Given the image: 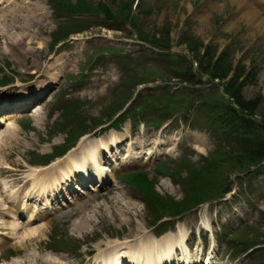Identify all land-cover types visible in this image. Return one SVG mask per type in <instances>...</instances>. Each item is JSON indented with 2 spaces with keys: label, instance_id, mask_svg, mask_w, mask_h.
<instances>
[{
  "label": "rangeland",
  "instance_id": "1",
  "mask_svg": "<svg viewBox=\"0 0 264 264\" xmlns=\"http://www.w3.org/2000/svg\"><path fill=\"white\" fill-rule=\"evenodd\" d=\"M103 1L112 15H103L92 7V0H7L9 5L0 8V14L9 13L6 17L12 22V14L19 12L20 5H25L20 16L25 15L27 22L32 23L29 26L32 40L20 49L21 53L11 47L7 54L0 38V78L13 79L10 85L32 87L47 82V77L43 80L41 75L48 67L57 70L58 75L47 89L49 93L44 94L47 98H40L39 125L24 114L33 105L30 104L13 111V117L24 115L12 121V128L17 131L14 135L11 133L12 140L5 136L8 129L0 127V143L6 146L5 152H0V165L6 162L12 167L0 168V179L7 182L6 193L0 185V201L8 204L7 196H18L30 165L52 167L62 157L54 155L110 120H118L120 130L129 121L134 125L131 131H126L134 143L127 140L118 145L114 160L117 156L123 160L122 153L130 145L137 148L134 154L142 155L135 166L120 169L121 162L116 161L117 167H109L111 186L81 197L76 202L83 201L82 208L77 210V206L72 215L56 219L44 230L42 238L36 240V246L30 244L25 249L18 244L26 232L37 230L38 233V228L28 226L21 218L13 221L9 216L12 213L0 215V220L7 223L0 231L8 232L9 227L17 224L23 237L0 235V245L4 240L8 245L0 255V264H13L14 256L19 264H27L26 256L30 253L61 258L72 264L85 250V247L79 248L84 242L96 240L89 244L96 251L97 243L104 246L116 236L157 234L159 227L154 226L163 222L152 226L153 213L147 200L128 178L119 176L133 168L154 177V192L162 195L180 199L185 184L196 188L193 200L189 201H202L198 207L179 217L167 215L162 220H169L165 224L171 229L212 222L216 238L213 260L217 264H264V161L247 170L248 166L231 158L250 150L249 138H264L259 99L252 107L247 106L250 99L264 97V28H252L246 19L240 18L238 7L231 0H135L132 5L135 9L130 14L132 22L126 20L128 11L124 9L132 0ZM69 8L85 14L69 12ZM90 10L98 13L89 15ZM201 19H205V24ZM58 22H63L59 31L55 30ZM24 32L17 29L14 37ZM60 34L70 38L51 46ZM104 34L114 40L101 37ZM72 37H80L75 40L82 45ZM216 57L218 64L216 61L210 68ZM193 59L199 63V72L189 80L185 74ZM142 63L144 67L138 65ZM3 64L11 71L9 75H3ZM30 74L34 75L29 77ZM235 74L240 103L232 97L222 100L217 90L222 84L233 95L235 86L230 87V80ZM82 87L83 93L79 94L75 88ZM246 107L259 114L254 118L256 124H252L254 128L260 127L262 133L258 137H241L244 136L242 127H237L239 136L220 125L227 126L223 119L229 118L241 126L249 112ZM99 119L104 121L103 125L94 126L93 122ZM26 122L28 125L23 127ZM161 123L168 126L159 130ZM176 135L178 139L173 141ZM84 139L85 142L88 138ZM162 140L170 143L171 150L163 152L165 143L160 145L159 153L154 152L156 143ZM205 155L206 160L202 157ZM46 159L52 160L45 165ZM182 161L185 165L200 161V169H207L197 177L191 172L192 166L180 167ZM153 167H156L155 173ZM181 169L185 172L175 175ZM226 192L230 195L228 198ZM108 201L115 205L114 210L107 207ZM190 238L192 242L193 236ZM202 243L205 247L204 236Z\"/></svg>",
  "mask_w": 264,
  "mask_h": 264
},
{
  "label": "bare ground",
  "instance_id": "2",
  "mask_svg": "<svg viewBox=\"0 0 264 264\" xmlns=\"http://www.w3.org/2000/svg\"><path fill=\"white\" fill-rule=\"evenodd\" d=\"M2 0H0L1 2ZM233 1L238 9V15L240 18H244L247 20L249 25L252 28L262 29L264 28V2L263 0H231ZM5 0H3L2 3H4ZM216 3H214L215 5ZM9 14V13H8ZM6 14V16L8 15ZM3 17L2 19H5V14H1ZM203 15L202 17H204ZM201 17V18H202ZM201 23L205 24V19H201ZM24 24L28 25L27 20H24ZM6 28L12 29L14 27L13 23H6ZM18 25H15L17 27ZM20 27H22V23L20 22ZM29 35V34H27ZM78 42V41H77ZM78 44L82 45V42H78ZM15 47L17 50L21 47L20 44H17L13 46V50H15ZM19 53H21V50H18ZM264 77V75H263ZM36 90V91H32ZM15 93L17 96H24V101L21 102L20 105H14L11 108V111L6 113L9 114L14 110H17L19 108H23L28 106L30 103L37 100L42 92V89L39 87H19ZM35 92V93H34ZM40 103L36 104V106L31 116L35 119L36 124L39 125L40 121V113L42 112V105H39ZM8 108V107H7ZM3 108L1 111L3 112ZM9 121V122H7ZM0 123H5L7 126H10L12 124V121L9 119L6 115H0ZM15 131L12 127L8 130V133L5 134L6 138L12 140L14 137ZM111 135L107 138V134L102 135L99 138H96V140H88L85 142V146L81 148V150L78 151H71L69 155L66 157V161L64 165L56 169L55 166L58 165V162H61L59 160L58 162H55L52 164L54 167L51 169H48L45 172L54 174L48 180V177H45V174L39 176L37 171H33V178L35 179L38 175L37 179L35 181H32L30 185L27 186V188L23 191L24 186L19 189L18 196L22 194V199L18 196H8L12 197L15 201L16 205L20 208V211L23 212V214L28 215V219H31L33 217V211L29 212L31 204H28V200L34 199L37 200H44L43 205H50V201L48 198L49 193H52L55 189H58L60 185L68 184V180H74L77 181L80 178L88 180V182L91 181H103L104 179H107L108 176L106 174V170H108V167L106 166L108 164L107 159L111 158L113 160V157L117 155V152L114 150H117L118 145L122 144L125 140L131 141V143H134L133 140H131L130 136L127 134H119L117 132L111 131ZM11 133L13 135H11ZM161 137V136H159ZM177 135L173 137V141H176ZM148 140V138H147ZM164 140L159 141L158 143H163ZM173 144V142L171 143ZM158 146V144H157ZM113 147V149H112ZM6 146L4 144L0 143V152L5 151ZM137 149L133 145L128 146L126 150H124V153H126V156L123 161L127 160V158L132 157L134 161L136 159L138 160L140 158L139 155L134 154L133 150ZM106 153V156H105ZM9 153L5 154V157H8ZM0 161L1 158H0ZM129 162V161H128ZM133 163V161H130ZM5 163V162H4ZM50 165V166H52ZM4 167L12 168L10 165H4ZM42 170V169H41ZM55 172V173H53ZM7 182L3 183V189L6 193L7 191ZM63 187V186H62ZM60 187V188H62ZM80 187V186H79ZM76 186V188H79ZM79 190V189H78ZM113 191V190H111ZM114 194V191H113ZM25 198V200H24ZM119 198H116L117 202ZM121 206H124V204L120 201L119 202ZM1 205H3L2 201H0V214L6 213L7 209L2 208ZM21 205V206H19ZM107 207H110L112 210H114L115 205H113L110 201L107 203ZM82 208V207H79ZM42 210L37 209V212L44 211V208L41 207ZM35 210V209H33ZM3 211V212H2ZM15 214V213H14ZM57 217H63L64 211H60L57 214ZM204 222V226L208 227V229L211 230L210 225L206 222ZM6 227V223L2 224V227ZM18 225L9 227L8 232L4 233L3 231L0 232V235L3 237L13 238L6 235H14V238L18 237ZM37 230H30L25 233L23 241H21L18 245L22 246L23 248H27L26 246H30V244H34L36 246V240L38 238H42V234L44 230L46 229V221L41 222L40 225H36L35 228H38ZM8 228V227H7ZM73 228V227H72ZM185 227H181L180 225L177 226L176 231V238H168V234H164L160 237L155 236H142V235H136L134 238V242H132L131 239H124L122 241H111L106 244L105 248H101V244L98 243L97 247H95L96 254L93 257H85V253L88 251H91L92 248L88 247L78 258L77 261H81L84 258L87 259L89 264H198L197 262L201 261V243L200 241L196 243L195 252L191 253L190 251H187V243L184 240L185 239ZM184 229V231H183ZM77 230V228H75ZM80 231V229L78 230ZM41 236V237H40ZM17 242V241H16ZM15 244V243H14ZM17 244V243H16ZM176 244V245H174ZM178 246L181 252H178L176 247ZM51 253V252H50ZM15 257V258H14ZM12 258L13 264H19V259L14 256ZM27 260L25 261L27 264H68L67 261H63L60 259H57V257H45L43 255L36 256L35 254H29L26 256ZM203 264H210L211 257H207L204 261H201ZM201 264V263H199ZM212 264V263H211Z\"/></svg>",
  "mask_w": 264,
  "mask_h": 264
},
{
  "label": "trees",
  "instance_id": "3",
  "mask_svg": "<svg viewBox=\"0 0 264 264\" xmlns=\"http://www.w3.org/2000/svg\"><path fill=\"white\" fill-rule=\"evenodd\" d=\"M217 64H218V62H217ZM212 73H214V71ZM212 73H209V75L211 76ZM236 75L237 74H235L234 77L230 80V87H234L235 86V90L233 92V95H231V96H232V98L235 99V101L237 103H240L239 100H240L241 97L239 95V84L237 83L238 80L235 78ZM227 90L231 94V90L230 89H227ZM258 99H259V102H260V103L259 102L258 103H259L260 107L262 108L261 112H260V116H261V120H262L264 118V97L259 96V97L254 98V99H250V101L248 102L247 106H251L252 107V105L256 104V101H258ZM245 109L249 111L247 113L249 114L248 116H250V118H252V116H255V115L258 114V113H253V109H248L247 107ZM237 120H239V118H237ZM234 122L235 121H232L229 118H224L223 119V123H227V126L222 125L220 123L219 124L222 125L223 128H226V127L231 128L232 129L231 133L239 134V132L237 130V127H240V126H238ZM254 123L255 122L252 119L251 120L247 119V120H244L243 123H241L240 125H241V127L245 128V129L248 128V127L252 128V129H256V128L252 127V124H254ZM249 153L250 152H248L247 154H243V155H238L236 157H232V159L234 161L239 162L241 165H243L245 167L246 166L249 167L250 165H254V164L258 163L260 160L264 159V146H262L261 149L258 152H255V153H253L251 155ZM135 176L136 177H134V178L141 179V181L143 182V183H141L142 190L145 191L147 195L152 196V194L150 193V190L148 188V183H146L143 180L141 174H136ZM163 206H166V205H163ZM172 207H175L176 211L183 210V209L187 208L186 205H181V204H178V203H173Z\"/></svg>",
  "mask_w": 264,
  "mask_h": 264
}]
</instances>
